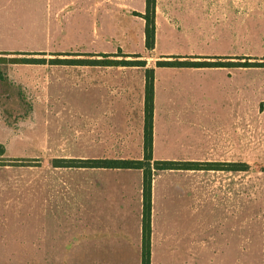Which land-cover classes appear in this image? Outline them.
<instances>
[{
    "label": "rangeland",
    "instance_id": "1",
    "mask_svg": "<svg viewBox=\"0 0 264 264\" xmlns=\"http://www.w3.org/2000/svg\"><path fill=\"white\" fill-rule=\"evenodd\" d=\"M231 1L238 4L239 23L232 25L229 34L237 38L190 42V39L172 40L161 35L155 39L154 48L149 50L145 47V38L144 44L138 39L90 42V0H0V48L14 51L0 54V112L15 130L28 125V129L9 133L0 119V144L5 148L0 160L142 159L140 152L92 151L90 70L46 63L39 78L45 77L47 88L50 92L56 91L59 100L41 105L31 104L26 99L29 94L24 91L7 89L9 84L4 80L13 59H94L92 51L100 48L98 44L103 43L105 50L116 48V52H108L109 59L145 61V68L138 70L144 72L146 68H153L154 77L157 75L160 83L185 80L192 85L190 90L186 89L191 93L189 96L185 92L160 97L166 117L164 124L172 144L169 148L173 152H152V159L224 167L154 173V176L161 174L154 190V210L158 215L162 211L173 213L167 226L170 227L167 230H173L166 232L168 241L162 243L160 238L156 241L158 246L153 249L156 253L152 263L197 264L202 260L205 264H264V66L240 68L232 78L214 71L190 73L169 69L174 67H156L158 60H173V56L197 60L195 56L179 55L190 53L191 44L198 45L193 50L195 53L220 52L229 46L236 56L229 60L211 57L203 59L205 61L264 64V0ZM229 11L234 16L236 10L231 8ZM30 75L28 77L34 82L37 78ZM56 80L59 81L55 83ZM236 83L239 87L237 99L230 90V85ZM33 85L30 83L31 87ZM14 96L23 99L12 101ZM171 97L177 98L175 104L169 102ZM236 125L238 129H235ZM231 144L237 151L221 150L230 148ZM232 164H239L241 169H229ZM23 172L26 175L18 176L20 181L16 183L27 184L19 186L26 199L20 203L25 208L39 209L45 201L40 194L51 190L61 196L64 211L90 208V172L83 175L65 170L62 176L53 175L52 189L50 182L47 183L50 187L42 183L44 176L40 173L43 171L26 169ZM2 178L6 181L5 175ZM56 185L59 188L54 189ZM118 198L101 205L97 201L95 206L120 207ZM136 202L132 200L134 207ZM178 212L180 218L174 217ZM159 230L163 234L161 227ZM73 250L69 254L70 260H90V249L82 250L78 246ZM66 255L64 251V257Z\"/></svg>",
    "mask_w": 264,
    "mask_h": 264
},
{
    "label": "crops",
    "instance_id": "2",
    "mask_svg": "<svg viewBox=\"0 0 264 264\" xmlns=\"http://www.w3.org/2000/svg\"><path fill=\"white\" fill-rule=\"evenodd\" d=\"M231 8L236 10L234 16L229 11ZM144 14L145 0H136V2L133 0H90V18L92 16L90 42H122L138 39L144 44ZM238 15V4L231 0H156L155 39L161 35L172 40L190 39V42L226 41L237 38L230 35L229 32L233 30L232 25L239 23ZM174 34H177V37ZM103 45V43L98 44L97 46L100 48H95L96 51H92L95 56L91 57L102 59V55L117 51L116 48L105 50ZM190 46V50H192L190 53L179 55L195 56L198 58L197 60L211 57H225L229 60L236 57L229 46L224 51L211 53H195L193 50L198 45L191 44ZM13 52L0 48V54ZM15 53H23V51ZM161 55L171 54L161 53ZM10 65L12 66L7 68L4 78L9 84L6 86L7 89L11 88L12 92L17 90L28 93L29 97L26 99L34 105L48 104L51 101L59 100L56 97V91L53 93L47 88L45 77L43 76L42 80L39 78V75L46 69V63H10ZM54 66L59 67L58 65ZM65 67L90 70V147H93L92 151L99 153L140 152L144 154L145 74L143 70L139 71L140 68L137 66L65 65ZM240 68L249 69L252 67H174L169 69H179L190 73L214 71L223 73L227 78H232L235 71H239ZM133 71H135L134 75H132ZM28 75L37 79L33 82ZM58 81L56 80L55 83ZM30 83H34V85L31 87ZM190 87H192L190 82L185 80H165L160 83L156 75L151 149L153 153L172 151L169 148L172 144L168 138L169 130H166L164 124L166 117L161 107L160 97L166 94L168 96L183 95L185 92L189 96L191 93L187 90H190ZM238 89L237 83L235 86L230 85L231 95L235 96V99L239 95ZM182 90L184 92H176ZM0 92L2 93V91ZM53 94L54 97H52ZM19 98L23 99V97L14 96L12 101L16 99L18 101ZM176 99V97H171L169 102L175 104ZM0 119L3 122L4 130L9 133L28 129L27 125L26 128L21 127L15 130L12 125L5 122L1 112ZM235 129H238V125L235 126ZM234 145L236 147L237 142ZM221 150L233 152L237 151V148L233 149V144H231L230 148ZM26 169L43 171L40 173L44 176L41 181L45 186H49L47 183L50 182L51 189L53 175L62 176V172L65 170L83 175L90 172L88 181L90 182V205L92 207L64 211L61 196L53 194L51 190L40 194L45 201L42 202L39 209L25 208L20 203L25 198L19 186H27V184L16 182L20 181V176L26 175L23 172ZM175 171L181 170H167L163 174L175 173ZM3 175L6 176V181L2 178ZM160 176L161 174L154 176L152 185L151 264H154L151 259L156 253L153 249L158 246L156 241L159 238L162 243L168 241L166 232L173 230H167L170 228L167 226L170 225L173 213L162 211L158 215L154 210V190ZM61 178L59 182H61ZM56 188L59 187L56 185L54 189ZM0 190L3 191L0 192V264H141L142 170L65 167L53 160H0ZM117 197L121 203L120 207L112 209L95 206L97 201L101 205L103 202L108 203L110 199ZM132 200H137L135 207ZM176 216L179 217V212L175 213L174 217ZM64 219L65 226L63 225ZM80 223L81 227H79ZM160 227L163 234L159 230ZM78 246L82 250L90 249V260H70L69 254L74 252L73 249ZM64 251L67 254L66 257H64ZM198 262L197 264L206 263L202 260Z\"/></svg>",
    "mask_w": 264,
    "mask_h": 264
},
{
    "label": "trees",
    "instance_id": "3",
    "mask_svg": "<svg viewBox=\"0 0 264 264\" xmlns=\"http://www.w3.org/2000/svg\"><path fill=\"white\" fill-rule=\"evenodd\" d=\"M155 2L156 0H145V47L149 50L155 45ZM24 54V53H19ZM102 59H81L54 58L50 60L38 58H17L11 63L45 64L50 65H100V66H137L145 68L146 62L112 60L107 55H102ZM184 57L173 56V60H158L156 67H175V68H202V67H262L263 63L251 62H214L205 60L183 59ZM145 74V99H144V154L142 159H54L65 167H90L107 169H140L143 171V217H142V262L141 264H151V212H152V179L156 171L167 170H218L223 169V165L203 164L201 162L177 161V160H153L152 159V138H153V110H154V69L146 68ZM5 148L0 144V156L4 155ZM153 161V165L151 164ZM227 168V167H226ZM229 169L238 170L241 166L232 164Z\"/></svg>",
    "mask_w": 264,
    "mask_h": 264
}]
</instances>
